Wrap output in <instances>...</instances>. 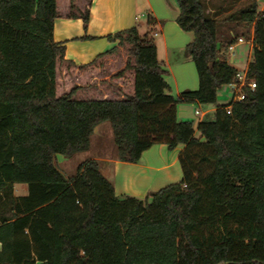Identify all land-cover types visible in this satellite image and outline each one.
Here are the masks:
<instances>
[{"label":"trees","instance_id":"obj_1","mask_svg":"<svg viewBox=\"0 0 264 264\" xmlns=\"http://www.w3.org/2000/svg\"><path fill=\"white\" fill-rule=\"evenodd\" d=\"M93 0H0V264H264V12L240 11L254 29L248 97L213 120L179 121L180 103H216L238 70L221 58L238 38L221 32L203 0H177V23L199 88L171 94L150 32L87 64L65 59L59 17L87 27ZM155 18H148L149 26ZM109 121L122 161L155 144L184 145L183 178L145 198L120 197L98 160L66 177L56 155L89 149ZM200 136H196V132ZM15 184L28 193L16 195Z\"/></svg>","mask_w":264,"mask_h":264},{"label":"crops","instance_id":"obj_2","mask_svg":"<svg viewBox=\"0 0 264 264\" xmlns=\"http://www.w3.org/2000/svg\"><path fill=\"white\" fill-rule=\"evenodd\" d=\"M232 1L206 0L208 11L218 12L219 16L227 12L226 5ZM256 1L259 11L264 12V2L260 6L259 0ZM168 3L164 0H93L90 19L86 28L81 18L59 17L55 21L54 38L57 42L65 43V59L81 65L92 62L100 54L116 45V42L111 41L108 36L138 26L141 34L150 32L152 38L153 35L157 37L155 44L158 57L170 72L167 81L171 86V94L178 95L186 90H197L199 88V76H194V70H192L190 63H188L187 69L185 66L178 70L180 65H184L181 62L190 57L185 51L186 46L191 42V38L178 24L170 21L171 12ZM144 12L148 18L150 16L155 18L154 25L149 26L148 20L145 26L142 25L139 18L140 14H144ZM218 15L212 18L217 19ZM251 30V39L247 42L244 39V42L237 43L234 54L228 51V47L222 49L221 58L238 71H247L249 63L253 59V27ZM182 52L185 54L182 55ZM181 71L184 74L187 71L193 75L191 78L184 75L179 76L178 72ZM189 79L191 83L188 82ZM228 100L229 93L223 87L218 93L216 103H180L177 107V118L179 121L193 122L197 128L200 121L213 120L218 107L228 103ZM197 108L203 112L200 117L195 114ZM106 122L95 128L89 149L75 155L88 153L87 159L98 160L102 173L113 182L118 196L131 195L145 198L151 192L182 180L183 171L179 156L184 150V145H179L170 150L166 144H155L143 153L138 163L122 161L119 159L117 147L113 146L112 141H109L111 150H106L104 147L105 139L108 136L112 137L113 133V128L111 129V126L105 124ZM196 136H200L198 131ZM56 163L64 172L62 163L66 165L67 161H58L56 156Z\"/></svg>","mask_w":264,"mask_h":264},{"label":"rangeland","instance_id":"obj_3","mask_svg":"<svg viewBox=\"0 0 264 264\" xmlns=\"http://www.w3.org/2000/svg\"><path fill=\"white\" fill-rule=\"evenodd\" d=\"M169 4V8H170V12H171V18L170 21L175 22V24H178L176 19L177 16L180 13V8L179 5L177 3V0H164ZM206 7H207V13L210 17H215L217 16L219 13L218 12H211L208 11V3L206 2V0H203ZM232 1V0H231ZM255 2V0H233L232 2H229L227 6L228 10L226 13H223L222 15L220 14V16L218 15L217 20L220 23V30L221 32H228L231 36L235 35L236 38L243 36L244 39L247 41H249L251 39V34H252V25L247 24L246 22H244L243 20L240 19L239 13L241 10L247 8L250 4H253ZM264 0H259V5L261 6L263 4ZM172 10H174V12H172ZM140 22L142 23L143 26H145L147 20H148V15L146 14V12H144V14H140ZM230 29V30H229ZM185 34H187L188 36H190L191 41H193L194 39V34L192 32H185ZM151 36V34H150ZM152 37V36H151ZM154 38V42L155 39H157V37L155 35H153ZM247 45V44H245ZM186 52V51H185ZM184 52H182L183 55ZM185 54V53H184ZM184 65H180V67L178 68V70H181V68H188V63H190V65L192 66V70H194V76H198L196 67H195V63L193 61L192 58L188 57L186 58V60L184 59L183 62H181ZM183 66V67H182ZM193 73L191 74L190 72L188 73L187 71L185 72V74L181 71L178 72L179 76H188V78H191V76L193 75ZM177 74V72H176ZM198 78V77H197ZM189 83H191L190 79L188 80ZM105 124L111 126L112 129V125L110 122H106ZM112 137H109L105 139L103 146L106 148V150H111V148L109 147V141H112L113 146L116 147L114 141H113V133L111 135ZM110 138V139H109ZM108 143V144H107ZM95 150V149H93ZM57 160L61 161V160H66L67 164L65 165L64 163H62V167L64 169V174L66 175V177H71L72 175L76 174L77 171V167L78 165L84 160L87 159L88 153H81L79 155H75L71 158L66 157L62 154H57ZM58 165V164H57ZM14 190H15V194L16 195H25L28 193V186L27 184H15L14 186Z\"/></svg>","mask_w":264,"mask_h":264},{"label":"built area","instance_id":"obj_4","mask_svg":"<svg viewBox=\"0 0 264 264\" xmlns=\"http://www.w3.org/2000/svg\"><path fill=\"white\" fill-rule=\"evenodd\" d=\"M242 42H244V38L239 37L235 43H232L228 46V51L231 54H234V51L236 49V44ZM224 87L227 89L229 93V100L228 103H226L228 105L226 107V112L228 114H231L232 106L230 104L245 100L249 95V90L250 92L254 91L255 88L257 87V84L254 81L247 80L246 71L240 70L237 72L235 81L225 85ZM202 113L203 112L199 108L195 110V114L198 117H200Z\"/></svg>","mask_w":264,"mask_h":264}]
</instances>
